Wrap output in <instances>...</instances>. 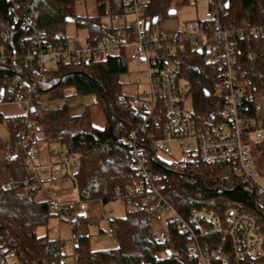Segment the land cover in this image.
Segmentation results:
<instances>
[{
	"label": "trees",
	"instance_id": "trees-1",
	"mask_svg": "<svg viewBox=\"0 0 264 264\" xmlns=\"http://www.w3.org/2000/svg\"><path fill=\"white\" fill-rule=\"evenodd\" d=\"M13 1L17 5L10 9L11 0H0V47L10 53L21 55L29 43L26 36L32 28L25 20L42 29L52 43L71 26L82 30V38L91 42L112 37L122 30L132 34L129 24L119 26L101 21L104 15L125 11V0H92L94 14L76 12V3L87 0ZM189 1L147 0L150 25L172 16L170 9ZM221 1L219 17L223 25L264 24V0ZM15 13L21 15L20 21L15 20ZM233 43L244 83V104L253 116L257 102L264 99V39L245 32L233 38ZM175 54L180 62L178 76L188 84L193 116L201 126L214 124L222 107L214 89L219 78L216 64L206 61L204 55L187 43L177 47ZM127 55L128 49L122 48L80 64L59 60L41 69L35 61L24 62L18 58L0 62V90L5 91L4 99L31 93L37 98L48 96L60 100L68 90V97L92 94L94 104L104 114L103 126L97 127L87 106L76 114L64 105L44 106L39 117L30 116L35 127L28 129L20 113L0 112V126L4 125L7 132L6 140L0 134V246L14 252L16 264H65L61 239L36 232L38 226L47 224L51 215L58 214L51 208L52 189L32 190L35 180L23 167L39 141L58 144L78 155L77 195L85 207L95 202L107 203L138 181L139 175L131 166L130 151L123 139L144 120L146 110L139 103L141 97L122 91L120 77L128 69ZM158 119L146 120L156 135L143 136L139 141L145 161L159 175L158 182L163 185L168 201L184 216L191 209L202 207L217 212L222 219L233 209L254 213L263 236L256 261L264 262V201L256 203L252 183L236 176L228 163H184L180 159L162 158L152 147L153 138L161 134L163 126V117ZM156 123L158 128H154ZM250 150L259 173L264 168V140L252 142ZM149 212V203L139 200L123 216L112 217L114 247L92 249L89 235L79 236L73 248L76 264H195L187 254L185 236L172 222L167 223V237L162 241L157 239Z\"/></svg>",
	"mask_w": 264,
	"mask_h": 264
},
{
	"label": "built area",
	"instance_id": "built-area-1",
	"mask_svg": "<svg viewBox=\"0 0 264 264\" xmlns=\"http://www.w3.org/2000/svg\"><path fill=\"white\" fill-rule=\"evenodd\" d=\"M125 11L109 13L112 22L118 19L126 23V16L131 15L130 31H119L112 37H105L95 42L82 37L58 34L57 42L48 41L42 29L31 26V33L24 52L18 55L0 47V62L19 59L20 61H35L41 69L48 63L66 61L73 65L88 61L98 56H107L118 49L131 50L146 66V81L148 90L139 103L145 106L144 120L130 131L123 142L130 151L131 166L139 175L132 188L117 198L126 204L136 206L139 200L148 202L149 219L162 212L171 213L166 221L177 226L179 232L186 238L187 254L194 259L195 264H264L256 261L262 244V232L259 229L256 215L248 210H230L225 218H220L217 212L207 208H194L185 216L180 214L168 201L163 185L158 182L159 175L153 173L145 161L139 139L143 136L156 135L149 129L147 119L159 120L163 117L161 134L153 138L152 147L158 151L171 152V142H175L182 162L205 161L228 163L236 176L247 178L254 186L256 203L264 201V184L257 177V169L251 155L250 144L264 140V102L262 99L250 115L243 100L244 83L240 77V65L237 62L236 48L233 38L240 37L245 32L254 37L264 39V24L223 25L219 17L221 0H207L202 16L187 22H181L174 28L152 32L146 9L147 0H125ZM11 0L10 9L16 7ZM16 21L22 19L19 13L14 14ZM212 23H208V20ZM187 43L205 56V60L215 63L219 78L214 84L215 93L222 101L219 110V120L211 125L201 126L193 116L191 95L187 81L178 74L180 62L175 54L177 47ZM39 69V72H40ZM140 70L139 73H143ZM5 91L0 90V103L16 104L21 108V118L26 128L35 127L30 116L39 117L44 107L41 98L28 93L13 99H4ZM68 90H65L60 102L67 105ZM31 108H33L31 110ZM151 114H153L151 116ZM154 128H158V123ZM24 134V130L20 131ZM47 160H39L37 147L26 157L23 167L35 182L31 189H56L70 187L76 194L74 200L56 197L52 192L51 208L58 214L63 213L69 222V227L87 224L90 214L81 204L77 195L76 172L78 155L68 152L58 144L47 147ZM176 159V158H173ZM176 159V160H177ZM38 160V161H37ZM47 191V192H48ZM109 220L107 232L114 235L115 224L111 212L105 216ZM64 247V245H62ZM74 244L70 254L72 261L65 264H76ZM67 255V252L64 251ZM0 264H16L14 252L0 246Z\"/></svg>",
	"mask_w": 264,
	"mask_h": 264
},
{
	"label": "rangeland",
	"instance_id": "rangeland-1",
	"mask_svg": "<svg viewBox=\"0 0 264 264\" xmlns=\"http://www.w3.org/2000/svg\"><path fill=\"white\" fill-rule=\"evenodd\" d=\"M196 9L198 14H202L205 7L207 6V0L204 2L197 1ZM76 12L79 14H94L96 12L95 6L92 0L79 1L75 6ZM179 13V12H178ZM177 13V14H178ZM176 14V15H177ZM175 15V16H176ZM107 15L102 16L101 18ZM175 16H169L160 19L158 22L154 23L152 26V32L163 31L168 27L174 26L177 22L175 21ZM108 17V16H107ZM131 20V15L126 16V23L129 24ZM124 21L118 19L115 21L114 25H123ZM181 23V22H179ZM177 23V24H179ZM71 37H82L83 31L76 27H69L66 33ZM128 69L120 77L122 81V91L127 94L136 95L139 97H144L147 93L148 86L146 81V66L143 60L139 57L134 56L131 50L128 51ZM45 65H52L45 60ZM140 70L144 72L139 73ZM41 104L43 106H55L62 105L60 100L51 99L48 96L42 97ZM95 97L92 94L75 95L67 98V107L71 113L76 114L82 112L86 106L89 110L92 122L97 127H102L104 124V114L102 109L94 104ZM261 100V99H260ZM259 100V101H260ZM258 101V102H259ZM264 102V99H262ZM257 102V103H258ZM22 110L16 104H6L0 103V112L6 115L17 114ZM0 134L3 140L7 138V132L4 125L0 126ZM48 143L44 141H39V146L37 147L38 159L47 160V147ZM171 152L158 151V154L166 159L172 160L173 158H180V153L175 145V142H171ZM36 149V147L34 148ZM38 161V160H37ZM264 166V164H263ZM262 166V167H263ZM258 180L264 184V168L261 172L257 174ZM52 193L57 195L61 199L74 200L76 194L70 187H61L52 189ZM129 204H124L118 198L109 200L107 203L95 202L86 206L90 217L87 224L81 226H74L72 229L69 227V222L63 213L51 215L47 221L46 225L38 226L36 232L38 234H46L50 237H55L61 239L63 251L67 252L66 261H72V255L70 254L72 250V245L75 244L77 238L81 235H89V243L92 249H106L116 246V239L114 235H110L107 232L109 220L105 217L108 211L111 212L112 217L123 216L126 209L131 208ZM171 217V213L162 212L158 214L157 217L151 220L152 229L156 234L158 240L162 241L167 237L166 231V221Z\"/></svg>",
	"mask_w": 264,
	"mask_h": 264
},
{
	"label": "crops",
	"instance_id": "crops-1",
	"mask_svg": "<svg viewBox=\"0 0 264 264\" xmlns=\"http://www.w3.org/2000/svg\"><path fill=\"white\" fill-rule=\"evenodd\" d=\"M197 1H200V3H201V2H204L205 0H190L188 4L181 5L180 7H177L175 13L172 14V16L173 15L175 16L179 12L175 16V21L177 23H179V22H187V21L194 20V19H196L198 17H201L202 14L199 15L198 12H197V9H196V3L195 2H197ZM101 21L103 23H105V24H114L115 23V22H112L109 19V17H107V16L101 18ZM177 23L174 26H172V27L166 28L165 30H169V29L174 28L177 25Z\"/></svg>",
	"mask_w": 264,
	"mask_h": 264
},
{
	"label": "water",
	"instance_id": "water-1",
	"mask_svg": "<svg viewBox=\"0 0 264 264\" xmlns=\"http://www.w3.org/2000/svg\"><path fill=\"white\" fill-rule=\"evenodd\" d=\"M225 6H227V2L225 3ZM175 11H176V9H170L168 12H169V14H174L175 13ZM67 20H71V17H67ZM155 20V19H154ZM33 108H31V110H32Z\"/></svg>",
	"mask_w": 264,
	"mask_h": 264
}]
</instances>
